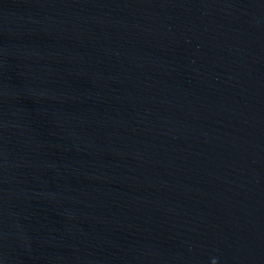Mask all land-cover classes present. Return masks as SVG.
Returning a JSON list of instances; mask_svg holds the SVG:
<instances>
[{
	"label": "water",
	"instance_id": "obj_1",
	"mask_svg": "<svg viewBox=\"0 0 264 264\" xmlns=\"http://www.w3.org/2000/svg\"><path fill=\"white\" fill-rule=\"evenodd\" d=\"M0 264H264V0H0Z\"/></svg>",
	"mask_w": 264,
	"mask_h": 264
}]
</instances>
